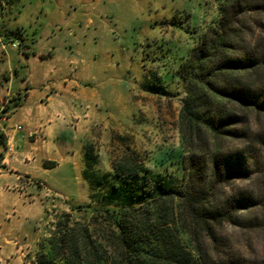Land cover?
Here are the masks:
<instances>
[{
    "label": "rangeland",
    "instance_id": "374dc122",
    "mask_svg": "<svg viewBox=\"0 0 264 264\" xmlns=\"http://www.w3.org/2000/svg\"><path fill=\"white\" fill-rule=\"evenodd\" d=\"M217 18L216 0H0V75L10 78L0 99L20 98L0 121V264H35L64 214L88 222L112 194L111 165L125 153L182 181L179 70ZM247 113L249 140L228 143L251 150L256 169L222 190L256 203L242 219L264 210V112ZM88 147L95 185L84 177ZM224 232L264 260V221Z\"/></svg>",
    "mask_w": 264,
    "mask_h": 264
},
{
    "label": "trees",
    "instance_id": "16d2710c",
    "mask_svg": "<svg viewBox=\"0 0 264 264\" xmlns=\"http://www.w3.org/2000/svg\"><path fill=\"white\" fill-rule=\"evenodd\" d=\"M216 2L217 21L179 70L186 89L179 111L187 153L182 181L152 174L136 154L125 153L111 165L118 182L101 200L104 207L92 209L86 223L64 214L35 264H264L249 259L224 232L226 225L247 229L264 221V210L242 219L241 211L256 203L222 191L256 169L251 150H234L228 141L249 140L247 112H264V82L256 79L264 72V0ZM9 79L0 75V91ZM19 99H0V121ZM6 141L0 129V167ZM85 154L84 177L95 185L96 176L87 172L92 148ZM261 203L264 209V194Z\"/></svg>",
    "mask_w": 264,
    "mask_h": 264
}]
</instances>
